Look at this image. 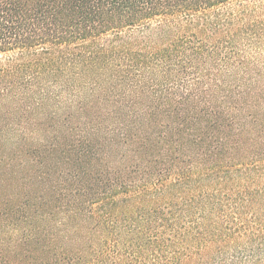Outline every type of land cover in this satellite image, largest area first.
<instances>
[{
  "label": "trees",
  "instance_id": "16d2710c",
  "mask_svg": "<svg viewBox=\"0 0 264 264\" xmlns=\"http://www.w3.org/2000/svg\"><path fill=\"white\" fill-rule=\"evenodd\" d=\"M0 170V264H264V0H0Z\"/></svg>",
  "mask_w": 264,
  "mask_h": 264
},
{
  "label": "rangeland",
  "instance_id": "374dc122",
  "mask_svg": "<svg viewBox=\"0 0 264 264\" xmlns=\"http://www.w3.org/2000/svg\"><path fill=\"white\" fill-rule=\"evenodd\" d=\"M4 172H8V173H10L9 171H7V170H5V171H3V170H0V188L1 189H4V191H9V190H12L13 188H14V184H13V181H11V182H9V181H6V180H8V179H6V178H9L8 176H9V174H5ZM11 176V175H10ZM5 183L6 184H9L10 185V187L8 188V187H5ZM0 189V190H1Z\"/></svg>",
  "mask_w": 264,
  "mask_h": 264
}]
</instances>
